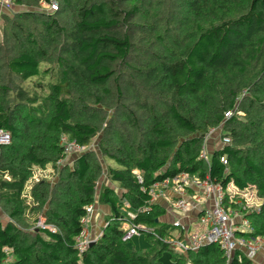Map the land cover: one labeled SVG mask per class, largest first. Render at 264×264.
<instances>
[{
    "label": "trees",
    "instance_id": "trees-1",
    "mask_svg": "<svg viewBox=\"0 0 264 264\" xmlns=\"http://www.w3.org/2000/svg\"><path fill=\"white\" fill-rule=\"evenodd\" d=\"M43 2L59 10L38 11ZM15 5L25 10L0 12V131L11 135L0 148V264H162L165 252L175 264H226L217 245L175 252L181 231L148 204L155 183L182 173L254 188L260 207L247 218L264 236V0ZM219 128L231 143L207 163L205 137ZM64 136L87 148L97 139L99 153L65 161ZM48 167L52 177L36 179ZM96 202L110 215L80 255L81 219ZM148 206L128 220L150 229V247L135 250L122 224ZM41 218L56 233L37 230Z\"/></svg>",
    "mask_w": 264,
    "mask_h": 264
},
{
    "label": "built area",
    "instance_id": "built-area-1",
    "mask_svg": "<svg viewBox=\"0 0 264 264\" xmlns=\"http://www.w3.org/2000/svg\"><path fill=\"white\" fill-rule=\"evenodd\" d=\"M0 8L11 13L15 8V0H0ZM40 8L43 13H55L59 10V5L56 2L51 4L43 2ZM233 113L227 112L225 119H229ZM213 140L218 141L221 145L219 148L231 143L228 136H223L222 128L211 129L205 137L200 154V158L207 163H209L212 154L209 144ZM10 143V133L0 131V148L8 146ZM61 145L65 147V161L90 149L70 141L66 136L62 138ZM221 162L225 166L228 164L225 158H221ZM134 173L139 175L137 171ZM170 192L176 195V199L170 205L172 212L176 215L172 225L182 233L180 239L176 238L169 243L175 252L188 254L198 252L209 245H217L224 253L226 264H231L235 257L239 264H242L244 259L253 264H264V236H254V230L247 218L253 208L259 209L260 207L254 204L256 196L252 189L239 191L230 185L225 190L221 184L213 182L209 176L199 179L182 173L174 178H167L155 183L149 192V206L156 205L160 200H168ZM149 206L137 212L128 211L126 213V220L121 228L126 234L125 241H131L150 231L144 225H131L128 221L135 220L138 213L149 214L151 212ZM98 208L97 202L88 206L85 216L81 219L82 231L75 239V247L80 255L88 251L102 237V231L97 234L91 231ZM191 214H195L196 217L194 220L188 221L191 219ZM184 221L188 225H185ZM194 221L201 226V229L190 234V226ZM105 225L106 223L103 227ZM36 229L56 233V229L45 224L42 218L37 223Z\"/></svg>",
    "mask_w": 264,
    "mask_h": 264
},
{
    "label": "rangeland",
    "instance_id": "rangeland-1",
    "mask_svg": "<svg viewBox=\"0 0 264 264\" xmlns=\"http://www.w3.org/2000/svg\"><path fill=\"white\" fill-rule=\"evenodd\" d=\"M38 11L41 12V8H38L37 9ZM24 11L23 9L21 8H16V12H22ZM0 12H4L2 10V8H0ZM6 13V12H4ZM2 25V23L0 24ZM0 40H1V32H0ZM98 144H99V140L97 139H93V141L91 142V146H90V149L91 150H95L99 153V150H98ZM219 147L221 146L220 144L218 145ZM100 156V155H99ZM104 162V161H103ZM63 163V162H62ZM109 164H112L110 162H108ZM113 167H116V165L113 163L112 164ZM51 170V167H48V171ZM47 171H41V170H36V179H41V178H44V177H47V178H50L52 177V174H53V170H51L49 173H46ZM138 172V171H137ZM101 184H99L98 186V193L101 189V185L106 183V184H109V182L107 181L106 179V176L104 175V178L101 180ZM252 191L255 192L253 194H255L256 198L254 200V204L256 206H260V200L258 199L257 195H256V191L254 188H252ZM102 209V207H100ZM253 210H258L257 207L253 208ZM0 219L6 223L7 222V218L0 212ZM185 225H188L186 221L183 222ZM201 229V226L196 223L195 221L193 222V224L190 226V230H189V233L190 234H193L195 232H197L198 230ZM128 246L130 248H134L135 250H141V251H144L146 249H148L150 246H149V242L146 241L145 237L144 236H139V237H135L132 239V241L128 244ZM161 263L162 264H175L172 260V254L170 252H165L163 253L162 257H161Z\"/></svg>",
    "mask_w": 264,
    "mask_h": 264
},
{
    "label": "crops",
    "instance_id": "crops-1",
    "mask_svg": "<svg viewBox=\"0 0 264 264\" xmlns=\"http://www.w3.org/2000/svg\"><path fill=\"white\" fill-rule=\"evenodd\" d=\"M219 143L216 140H213L210 142L209 144V149L211 151V153L216 149L219 148ZM52 170V168H51ZM50 170V171H51ZM46 173H49L50 171H48V169L46 170ZM192 194V191H191ZM168 200H160L156 205L163 207L166 210V215L162 218V223L163 224H169L172 225L174 220L176 219V215H174V213L171 210V206L172 205V201H174L176 199V195L171 193L168 194ZM102 206H99L98 210H97V215L95 216V219L93 220L92 223V227H91V231H93V233H99L102 229H103V225L105 223V219L108 215H110V209L108 207L103 206L102 209L100 208ZM196 217L195 214H191L190 215V220H194V218Z\"/></svg>",
    "mask_w": 264,
    "mask_h": 264
},
{
    "label": "clouds",
    "instance_id": "clouds-1",
    "mask_svg": "<svg viewBox=\"0 0 264 264\" xmlns=\"http://www.w3.org/2000/svg\"><path fill=\"white\" fill-rule=\"evenodd\" d=\"M16 8H17V7H16V5H15V8H14V10H13L12 12H16V11H15ZM3 11H4V10H3ZM4 12H6V11H4ZM12 12H11V13H12ZM6 13L11 14L10 12H6ZM101 231H102V230H101Z\"/></svg>",
    "mask_w": 264,
    "mask_h": 264
},
{
    "label": "water",
    "instance_id": "water-1",
    "mask_svg": "<svg viewBox=\"0 0 264 264\" xmlns=\"http://www.w3.org/2000/svg\"><path fill=\"white\" fill-rule=\"evenodd\" d=\"M18 8H21V9L25 10V9H24V8H22V7H18ZM15 11H16V9H15Z\"/></svg>",
    "mask_w": 264,
    "mask_h": 264
}]
</instances>
